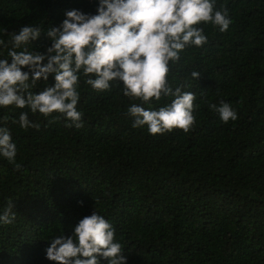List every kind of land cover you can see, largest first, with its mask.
<instances>
[{
  "label": "trees",
  "instance_id": "1",
  "mask_svg": "<svg viewBox=\"0 0 264 264\" xmlns=\"http://www.w3.org/2000/svg\"><path fill=\"white\" fill-rule=\"evenodd\" d=\"M221 6L228 30L201 25L207 43L185 48L170 65V86L188 84L196 95L187 133L132 128L126 110L139 101L119 87L93 92L83 80L79 129L30 114L39 128L22 130L11 121L27 109H0L17 147L14 163L0 158V210L12 202L16 213L0 227V264H54L44 258L47 241L70 235L92 211L113 226L127 264H264V0H217ZM95 7L94 0H0V27L46 30L65 10ZM48 45L42 34L32 46ZM221 101L235 121L223 123L209 108Z\"/></svg>",
  "mask_w": 264,
  "mask_h": 264
},
{
  "label": "clouds",
  "instance_id": "2",
  "mask_svg": "<svg viewBox=\"0 0 264 264\" xmlns=\"http://www.w3.org/2000/svg\"><path fill=\"white\" fill-rule=\"evenodd\" d=\"M94 13L72 8L63 19L46 30L30 23L15 31L0 27V109H27L12 119L20 129H38L29 115L62 119L65 127L79 129L82 113L77 109L81 80L93 92L119 87L131 103L126 114L132 128H146L150 135L192 128L196 95L185 91L188 84L170 86V65L180 60L189 46L207 43L201 25L211 24L219 32L232 23L228 9L217 0H94ZM49 41L43 51L33 50L41 35ZM5 49H7L5 54ZM201 73L192 71L198 81ZM51 78V83L49 79ZM45 86L38 90V84ZM164 97L158 108L152 103ZM147 105V107H145ZM223 123L237 119L227 102L210 104ZM55 113V116L52 114ZM0 117V158L14 163L17 147L11 130ZM20 166L17 165V168ZM77 203H82L78 201ZM16 219L13 204L0 210V227ZM113 226L92 211L81 217L70 235L48 240L44 258L54 264H127Z\"/></svg>",
  "mask_w": 264,
  "mask_h": 264
}]
</instances>
